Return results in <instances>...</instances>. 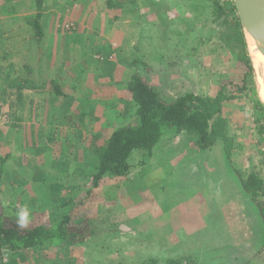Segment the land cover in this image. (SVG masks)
Here are the masks:
<instances>
[{"label": "rangeland", "instance_id": "374dc122", "mask_svg": "<svg viewBox=\"0 0 264 264\" xmlns=\"http://www.w3.org/2000/svg\"><path fill=\"white\" fill-rule=\"evenodd\" d=\"M220 1L227 8L233 2ZM227 8L217 19L208 16L196 21L202 30H191V38H185L191 56H178L196 61L193 67L200 74L197 80L207 81L190 89L206 95L221 86L219 92L235 95L223 105L229 139L219 138L209 151L197 148L190 136L172 133L156 145L150 159L143 151L135 152L131 158L134 167L128 177L105 176L95 193L80 206L81 214L90 213L89 225L94 227L85 243L67 249L30 248L13 261L15 264H264V222L239 176V172L245 175L255 172L264 179V109L245 33L234 25ZM66 25L67 29L72 28L71 24ZM62 31L64 42L73 35V30ZM35 37L38 39V34ZM75 40L79 51L73 53V58L91 60L92 70H87L84 76L79 72L83 78L92 77L90 70L98 73L101 66L104 72L108 63L118 61L115 59L118 52L109 47L101 48L102 52L94 51L96 47L87 39L79 41L75 37ZM12 66L22 72L27 70L16 63ZM9 71V66L0 68V74L3 73L0 78L6 80ZM49 79L54 81L45 80L47 86L61 84L52 77ZM245 83L247 88L241 91ZM2 84L0 161L4 170L0 171V182L4 193H0V203L6 208L5 214L14 220L16 211L24 205L32 211L31 222L43 220L56 213L54 207L61 200L91 187L98 144L106 143L108 130L128 121L134 104L125 102L117 107L122 101H116V96L110 94L106 98L111 103L106 116L94 115L93 123H85L79 116L73 120L76 124L73 127L71 122L63 124V120V129L57 132L61 136L56 140L58 145L45 150L41 147L46 144L41 133L46 132L47 136L48 129L58 123L50 120L49 128L47 125L40 128L38 117L44 122L47 117L26 110L22 92L29 89L30 83L21 88L15 83ZM37 85L43 82L37 81ZM171 89L173 93L160 92L172 99L176 94L175 88ZM65 91L69 92L70 87L66 85ZM229 101H239L235 104L249 109L240 108L243 115L236 117L231 114L237 108L229 106V112L225 113ZM80 122L84 123L83 128L77 127ZM249 122L252 128H238L239 123ZM253 128L255 135L250 133ZM74 146L80 148V155L79 160L72 162L69 154ZM227 148H231L230 154ZM6 154L10 155L5 157ZM121 186L129 187L127 190L132 193L124 194ZM52 189L56 190L53 194ZM112 193L117 195L110 197L114 201L98 206Z\"/></svg>", "mask_w": 264, "mask_h": 264}, {"label": "crops", "instance_id": "0c3cea01", "mask_svg": "<svg viewBox=\"0 0 264 264\" xmlns=\"http://www.w3.org/2000/svg\"><path fill=\"white\" fill-rule=\"evenodd\" d=\"M215 1L218 0H45L41 9H37L35 0H0V68H11L6 73V80L0 78V93L5 82H43L36 88L31 85L22 94L25 95L26 110L35 116L44 114L47 117L45 122L38 117L41 119L40 128L41 125L49 128L50 120L58 123L48 129L47 136L46 132L41 133L46 143L41 147L48 150L50 145L52 148L58 145L56 140L61 136L57 132L63 129V120V124L71 122L73 127L76 126L73 122L76 117L80 116L85 123H93L94 115L106 116L111 105L106 98L110 94L116 96V101H122L116 104L117 107L125 102L132 103L127 84L134 73V65L158 91L173 93L171 88H175L176 95L172 99L185 92H195L190 88H197L196 84L207 81L197 80L200 74L193 67L196 61L191 58L183 60L179 56H191V47L186 45L185 38H191V30H202L196 21L208 16L213 18ZM37 22L39 28L36 29ZM66 24H71L72 28L67 29ZM62 30H73V35L68 36L70 39L65 42ZM75 37L79 41L87 39L93 43L94 51L102 52L104 47L115 50L118 61L108 63L104 72L101 66L98 73L91 72L90 58H73V53L79 51ZM10 53L12 55L8 57ZM12 63L27 70L13 69ZM89 69L92 77L83 78ZM50 77L61 84L58 87L47 86L45 80L54 81ZM66 85L70 87L69 92L65 91ZM220 89L221 86H217L215 92L207 94L216 96ZM15 91L18 93L17 88ZM235 103L240 102H227L224 112L228 113L229 106H233L237 109L231 115L238 117L249 109ZM71 113L72 120L67 121ZM238 125L239 129L252 128L251 122ZM82 126L83 122L77 124L78 128ZM108 131L110 135L112 129ZM250 133L255 135V128ZM77 146L69 154L72 162L79 160L80 148ZM0 167V171L4 170L2 161ZM68 170L71 171V167ZM0 189L4 193L1 182Z\"/></svg>", "mask_w": 264, "mask_h": 264}, {"label": "trees", "instance_id": "16d2710c", "mask_svg": "<svg viewBox=\"0 0 264 264\" xmlns=\"http://www.w3.org/2000/svg\"><path fill=\"white\" fill-rule=\"evenodd\" d=\"M44 2L45 0H35L37 9H41ZM224 8L227 7L222 2L215 1L212 9L213 17L215 19L221 17ZM227 9L233 15L234 25L242 30L235 4L232 2ZM38 25L39 22L36 23V28ZM133 69L134 73L127 86L131 93L134 111L126 123L113 129L106 143L100 141L98 144L97 165L90 179L91 187L69 196L67 200L63 199L55 203L56 213L53 216L31 222L27 230L19 229L16 220L5 214L6 208L0 203V264H15L13 261L18 259L17 257L24 256L26 250L30 248L67 249L85 243L94 227L89 225L90 213L81 214L80 206L90 199L95 193L94 189L105 176L118 179L128 177L134 167L131 158L135 152L143 151L150 159L154 148L166 135L174 133L175 136L177 134L190 136L197 148L209 151L219 138L225 141L229 139L223 105L225 100L235 95H228L224 90L216 96L185 92L174 99H167L142 77L138 72L140 68L134 65ZM24 84L28 83L21 80L16 86L21 88ZM30 84L33 88L38 87L33 82ZM246 88L245 83L240 90L244 91ZM72 116L71 113L66 118L67 121H71ZM227 151L230 154L231 148H227ZM239 176L243 189L256 204L264 222V179L255 172L247 175L239 172ZM127 188L129 187L121 186V191L124 194L132 193ZM55 192L56 190L52 189V194ZM111 196L114 198L117 195L110 194L106 200L99 202L98 206L114 201Z\"/></svg>", "mask_w": 264, "mask_h": 264}, {"label": "water", "instance_id": "95a60500", "mask_svg": "<svg viewBox=\"0 0 264 264\" xmlns=\"http://www.w3.org/2000/svg\"><path fill=\"white\" fill-rule=\"evenodd\" d=\"M233 2L246 40L247 34L251 35L258 41L257 46L264 54V0H233ZM262 106L264 109V103Z\"/></svg>", "mask_w": 264, "mask_h": 264}, {"label": "bare ground", "instance_id": "6f19581e", "mask_svg": "<svg viewBox=\"0 0 264 264\" xmlns=\"http://www.w3.org/2000/svg\"><path fill=\"white\" fill-rule=\"evenodd\" d=\"M249 52L251 57L252 68L254 71V79L256 81L257 93L260 97L264 92V54L258 48V41L251 35L247 34Z\"/></svg>", "mask_w": 264, "mask_h": 264}, {"label": "clouds", "instance_id": "9594fccd", "mask_svg": "<svg viewBox=\"0 0 264 264\" xmlns=\"http://www.w3.org/2000/svg\"><path fill=\"white\" fill-rule=\"evenodd\" d=\"M261 102L264 103V92L260 94ZM16 225L21 230H27L30 228L31 219H32V211L28 205H24L20 207L16 211Z\"/></svg>", "mask_w": 264, "mask_h": 264}]
</instances>
